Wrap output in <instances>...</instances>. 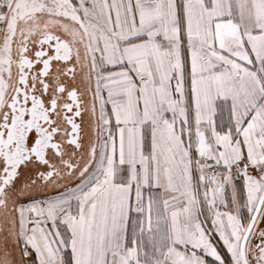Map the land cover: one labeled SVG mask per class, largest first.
Returning <instances> with one entry per match:
<instances>
[{
    "label": "snow or ice",
    "instance_id": "snow-or-ice-1",
    "mask_svg": "<svg viewBox=\"0 0 264 264\" xmlns=\"http://www.w3.org/2000/svg\"><path fill=\"white\" fill-rule=\"evenodd\" d=\"M262 222L264 0H0V264H264Z\"/></svg>",
    "mask_w": 264,
    "mask_h": 264
},
{
    "label": "crops",
    "instance_id": "crops-1",
    "mask_svg": "<svg viewBox=\"0 0 264 264\" xmlns=\"http://www.w3.org/2000/svg\"><path fill=\"white\" fill-rule=\"evenodd\" d=\"M224 118L225 120L227 119V113L225 112L224 114ZM242 184V181L240 182ZM47 193H45V191L43 189H41L40 191H38L37 193H35V196H26V197H23L24 200H32L34 198H40V197H43L44 195H46ZM243 198L246 200V191L244 192L243 194ZM246 214V210L245 209H241V215L242 217ZM205 215L208 216V222L205 223V227L206 228H210L211 227V216H210V213L207 212V208L205 206ZM201 219H204V217L202 216ZM264 222L261 223L260 227L264 228ZM253 238H256V237H253ZM214 242L216 243L217 247H218V250H220L222 252V255H225L227 257V261H230L231 257H230V254H227L226 253V249L223 248L222 246V241L219 240L218 237H215V240ZM21 259V257H20ZM27 260L29 261H32L33 264H39L38 262V259L34 258V256H29L26 258ZM68 259V254L65 253V260L67 261ZM210 264H212V260L211 258L209 257L208 258Z\"/></svg>",
    "mask_w": 264,
    "mask_h": 264
},
{
    "label": "rangeland",
    "instance_id": "rangeland-1",
    "mask_svg": "<svg viewBox=\"0 0 264 264\" xmlns=\"http://www.w3.org/2000/svg\"><path fill=\"white\" fill-rule=\"evenodd\" d=\"M255 239L256 238H253L252 243L255 242ZM7 251L9 252V255L12 254V256H14V259L16 261L20 260V253H19V248L18 247H16L15 245L9 243L8 247H7ZM3 255H4V244H3V240L1 239V241H0V257H2Z\"/></svg>",
    "mask_w": 264,
    "mask_h": 264
},
{
    "label": "flooded vegetation",
    "instance_id": "flooded-vegetation-1",
    "mask_svg": "<svg viewBox=\"0 0 264 264\" xmlns=\"http://www.w3.org/2000/svg\"><path fill=\"white\" fill-rule=\"evenodd\" d=\"M85 121L87 122V116L85 117ZM21 179H23V177ZM255 243H258V237H256L254 244Z\"/></svg>",
    "mask_w": 264,
    "mask_h": 264
},
{
    "label": "bare ground",
    "instance_id": "bare-ground-1",
    "mask_svg": "<svg viewBox=\"0 0 264 264\" xmlns=\"http://www.w3.org/2000/svg\"><path fill=\"white\" fill-rule=\"evenodd\" d=\"M0 238L2 239V237H0ZM1 239H0V241H1ZM9 258H10V259H14V256H12V254H10V255H9Z\"/></svg>",
    "mask_w": 264,
    "mask_h": 264
}]
</instances>
